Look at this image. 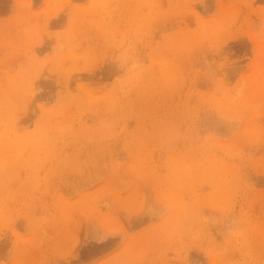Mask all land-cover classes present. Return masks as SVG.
I'll use <instances>...</instances> for the list:
<instances>
[{
  "label": "rangeland",
  "instance_id": "obj_1",
  "mask_svg": "<svg viewBox=\"0 0 264 264\" xmlns=\"http://www.w3.org/2000/svg\"><path fill=\"white\" fill-rule=\"evenodd\" d=\"M143 1L0 0V264H264V0Z\"/></svg>",
  "mask_w": 264,
  "mask_h": 264
},
{
  "label": "bare ground",
  "instance_id": "obj_2",
  "mask_svg": "<svg viewBox=\"0 0 264 264\" xmlns=\"http://www.w3.org/2000/svg\"><path fill=\"white\" fill-rule=\"evenodd\" d=\"M143 3H144V1L143 0H138V2L135 4V6H143ZM136 15V14H135ZM162 65V64H161ZM159 66V65H158ZM157 66V67H158ZM163 66V65H162ZM165 67V66H164ZM167 67V66H166ZM159 68H160V66H159ZM174 68V66L172 67V69ZM168 69L170 70V68L168 67ZM167 69V70H168ZM163 72V71H162ZM166 72V71H165ZM170 72H171V70H170ZM164 73V72H163ZM171 73H173V72H171ZM171 73H166L165 75H163L162 73L160 74V76H159V79L161 78V82H163V81H166V80H171L172 79V77L170 76L171 75ZM170 74V75H169ZM142 77H143V75H142V73L139 75V80H138V82L137 83H139V82H141V80H142ZM171 84H172V80H171V82H170V86H171ZM169 86V87H170ZM166 89L165 87H162V86H155L154 87V90L152 91V92H158L159 90H162V89ZM169 88H167V90H168ZM163 91V90H162ZM134 93L135 94H137V96H139V97H141V99H140V102H141V104H142V106H143V99H146L148 102H147V106H149L150 105V102H149V99L146 97V93H147V91H144V95H143V89L142 88H138V89H136L135 88V91H134ZM159 93H161V91L159 92ZM163 93H165L164 91H163ZM159 95H161V94H159ZM1 97H2V100L4 101V103H3V105L6 103V97H7V95H5V93L3 92L2 94H1ZM162 98H164V97H162ZM166 98H167V96H166ZM166 98H164V99H166ZM163 99V100H164ZM137 102V101H136ZM138 105V104H137ZM15 136H16V134H15ZM18 138H15V139H10V140H6L7 142H1L0 143V154H3V160H4V162H3V167L2 168H11V170H12V168L15 166V165H17V164H15V159H14V155H16L13 151H6V150H12V149H14V148H16L17 147V149L18 148H20V147H23L24 146V144L25 143H23V142H19V140H20V137L21 136H17ZM24 137V136H23ZM5 151V152H4ZM19 152V154H20V151H18ZM18 152H16V153H18ZM21 154H22V152H21ZM18 155V154H17ZM33 155H34V153H33ZM45 155H46V153H45ZM44 155V156H45ZM36 156V155H35ZM47 157V156H46ZM208 164V163H207ZM212 164V163H211ZM210 164V165H211ZM213 166V165H212ZM212 166L211 167H207V170H206V174L207 175H209L210 177H211V171L209 170V169H211L212 168ZM202 168V167H201ZM218 169V168H217ZM188 170V168H183V170H182V175H189V176H187V177H193L194 179H196V177L198 178L199 177V174L198 175H195L194 173H197V172H199V170L197 171V172H188L187 171ZM216 171V170H215ZM203 174L205 175V173L203 172ZM202 174V175H203ZM11 178H12V180H13V177H12V173H11ZM217 178V177H216ZM234 178H235V176H234ZM7 180V179H6ZM10 178H9V181H12ZM7 182H8V180H7ZM194 182H195V180H194ZM158 191V189L156 190V192ZM160 191V190H159ZM159 191H158V193H159ZM194 194V193H193ZM195 196V195H194ZM213 202H216V201H213ZM213 204V203H212ZM216 205V204H215ZM187 207H188V205H187Z\"/></svg>",
  "mask_w": 264,
  "mask_h": 264
}]
</instances>
